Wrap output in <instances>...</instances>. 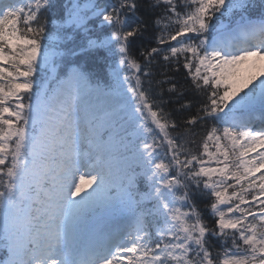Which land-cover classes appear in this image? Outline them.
<instances>
[{
    "label": "snow or ice",
    "instance_id": "snow-or-ice-1",
    "mask_svg": "<svg viewBox=\"0 0 264 264\" xmlns=\"http://www.w3.org/2000/svg\"><path fill=\"white\" fill-rule=\"evenodd\" d=\"M0 264H264V0H0Z\"/></svg>",
    "mask_w": 264,
    "mask_h": 264
}]
</instances>
